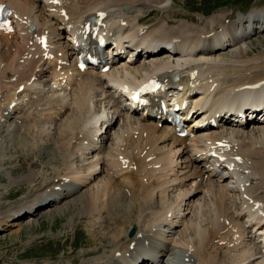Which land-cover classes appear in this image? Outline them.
Masks as SVG:
<instances>
[{"label":"bare ground","instance_id":"6f19581e","mask_svg":"<svg viewBox=\"0 0 264 264\" xmlns=\"http://www.w3.org/2000/svg\"><path fill=\"white\" fill-rule=\"evenodd\" d=\"M0 2L18 14L14 20L20 32L26 22L33 33L47 30L54 54L48 60L36 57L39 48L34 42L28 45V33L12 34L11 39L0 33V88L12 84V95H19V101L36 92L48 96L49 107H42L39 117L33 115L35 109L24 122L29 133L39 119L65 122L57 132L44 128L36 137L40 142L43 137L55 141L51 148L57 157L51 164L61 161L64 168L56 172L58 184L31 200L29 208L36 207L42 215L51 205L76 201L83 193L77 204L80 214L87 211L92 217L91 233L104 232L108 243L110 239L117 242L92 264H264V55L250 58L246 49H229L252 37L257 27L240 36L228 34L227 29L191 35L194 28L192 31L185 23L184 30L180 25L166 29L164 23L177 19L171 6L174 0ZM63 8L68 19L59 14ZM154 8L166 13L163 25L160 21L156 26L142 24L146 12ZM262 18L255 15L249 20ZM79 23H89L90 41L99 34L106 38L109 45L102 58L110 65L108 71L101 72L103 64H98L91 71L79 72L71 61L74 46L82 40L78 45L70 41V27ZM217 33L221 37L214 46ZM162 54L167 57L161 58ZM146 75H162L164 80L153 96L188 102L183 119L193 111L186 125L193 132L190 136H176L171 127L158 128L161 119L155 118L157 112L145 116L124 102L125 87ZM20 85L24 88L17 92ZM13 100L0 110L1 120L7 121L17 107L7 110ZM96 103L103 106L99 113ZM250 104L261 110L254 112ZM212 117L216 126H198ZM116 124L119 129L112 134L109 152L104 153L108 131ZM208 146L217 148L224 160L208 157ZM120 150L135 169L122 168ZM94 154L96 161L84 165L87 169L77 165ZM128 191L138 220L135 233L122 237L123 223L133 216L116 205ZM155 201L157 207L152 206ZM26 210L15 219L18 222L0 221V230L17 225L19 232ZM204 211L210 215L205 224ZM188 213L198 220H186ZM222 247L227 253L224 262L219 261Z\"/></svg>","mask_w":264,"mask_h":264},{"label":"rangeland","instance_id":"374dc122","mask_svg":"<svg viewBox=\"0 0 264 264\" xmlns=\"http://www.w3.org/2000/svg\"><path fill=\"white\" fill-rule=\"evenodd\" d=\"M174 1L175 3L174 2H172L173 4L171 3L172 10L176 13L177 19L179 20L171 25L165 24L166 29L167 27L169 29H176V27H179L180 25L184 30L183 23L186 22L185 24H187L189 28L191 29L192 27L194 28V31L192 29L193 32L190 33L191 35H199V32L200 35L201 34L211 35V34H207V31H209V33H213L219 29H222L227 25L235 24L238 18L249 15L250 14L249 12H251L250 16H255V15H259L260 17L262 15L264 16V0H232L231 2H229L230 0H174ZM254 9H255V13L253 12ZM241 12H245V14L243 15L241 14ZM226 14H230V17L225 18ZM223 16L225 17L223 18ZM164 17H165V13L161 12L160 10H155V12L147 16V18L144 21L146 23H149V25L155 24L160 21L162 22L160 25H163ZM142 24L145 23L143 22ZM258 24H261V22H259ZM212 26L213 27L215 26V29ZM197 31H199L198 34L197 33L195 34L194 32ZM251 36L252 37L247 38L245 41H242L240 45L230 47L229 49L231 50H235L239 48L246 49L248 51L250 58L259 55H264V26L263 27L260 26V28L256 29L255 32H252ZM10 91L11 90L4 91L1 94L4 97V95L6 96L7 94L11 93ZM44 96L45 95L42 96L37 95L36 98H31L26 100L21 110H19L20 112L19 111L16 112L15 117H22L29 110L33 109L36 103H43L44 100L47 99L46 96L45 97ZM100 110L101 107L99 110H96L97 113H99ZM35 119L32 122H34ZM40 121H41L40 119L39 121L37 120V123ZM37 123L35 127H37ZM63 123L61 124L58 123L60 125L59 126L60 128L63 126ZM58 124L47 123L45 125L51 127L52 131L55 132L56 130L60 129V128L57 129ZM42 125H43L42 123H38L39 127ZM117 126H118L117 128H115L114 126L113 131L112 130L108 131L110 134L108 135L109 138L106 139V142L108 141L109 144L106 152L104 150V153H108L110 150V147L112 145V137H113L112 134L114 132H117L119 129L118 124ZM49 127L42 126L40 128H37V130L34 129V131L30 133H29L30 130L28 131L24 129L25 131L24 134L19 135V131L17 130V128L19 129V126L15 125V118L10 119L9 122H5V125H2V123L0 122V221L4 220V223L6 221L11 223L13 222V220L17 219L18 216L22 215L21 212L24 209H27L26 210L28 211L27 213L28 214L30 213L32 215V216L24 217L23 220L19 222L21 224V230H20L21 232L20 231L17 232L18 235H16L17 234L16 231L19 230V226L17 225L9 228L7 227L4 230H0V264H53V263L54 264H87L89 262L92 264V262L95 263L96 259L98 260L99 258L98 256L104 257V254L100 253L99 250L100 247H101V252L108 251L105 247L112 248V243H108V238L105 237V234H103L104 232L103 233L98 232L97 235H93V233L89 232L86 229L85 218H75L74 220L71 219V217H74L78 214L81 215L84 212L83 211L80 214V210H79L80 207L78 206L79 204H77L79 203V199H80L79 197H81V199L83 198L82 197L83 193L76 198L77 199L76 201L73 199L71 200L72 202L68 201L69 206L66 205L68 202L66 203V201H64L62 202L63 204L60 203L57 205H53L50 206L48 209L43 210L41 212L42 213L41 216H38L39 212H36L37 209L36 207L33 209L29 208L30 207L29 202L31 200L37 197L40 198L43 197L48 193V191H50L54 186L58 184L59 176L56 174V172L64 168L62 166L60 169L59 168L53 169L54 171L53 173L55 174V177L57 179L56 181L51 180L50 182H46L44 184V187L42 189L49 187V189L44 193H39L40 190H36L37 184L42 185L41 181L44 179V176L41 177L40 179L41 181L39 182L38 180H35L33 176L35 175L37 179V177H39L41 173H43L48 176L47 179H51L52 176L50 173L52 171L53 165L47 163H52V159L54 158L55 160L57 155L56 157L49 156L48 158L45 159L41 158V162L43 163L47 159L49 160L50 158V160L45 163L44 165L45 167L43 166L37 167L34 169V172L21 176L22 173L27 171L26 164L28 168H30L28 164H30L31 166H35L36 164L32 160V155L27 152H31L33 154V159H37L38 154L40 152L46 155L49 152H51L52 148H54L53 144L51 145V141H49L48 139H44L43 140L44 142L50 143V147L41 148L40 150H38L37 148L31 149L32 145L34 144V141L37 142L39 140L38 138H36L38 137L39 132L41 134L42 129L44 128L48 129ZM249 130L254 131V129L253 130L249 129ZM16 141L17 144L18 143L21 144L22 148H28L31 150L25 149L23 151L21 147L16 145ZM122 151L123 150L119 151L120 155ZM83 161L84 164L82 163ZM90 161L91 162L96 161V154L90 155L88 157L87 162L86 160H81L80 161L81 164L80 165L77 164V165L79 167L81 166L80 168L85 170L87 169V167H84V165L87 166L88 163H90ZM18 165L22 173L20 172V170L17 169ZM55 165L57 166L59 165V163ZM19 177L21 178L20 179L21 184L18 182ZM22 183H30L29 192H33L36 190L35 192L39 194H33V193L29 194V192L27 193L28 191L27 189L24 190L26 194H23L21 189L14 192L15 190L18 189L20 185H22ZM23 186H25V184H23ZM26 186L28 185L26 184ZM5 194H7L6 195L7 197H12L14 195H16V197H14L12 201L7 200L6 198L2 197ZM171 195L173 196V194ZM172 196L169 195V198ZM170 199H173V197ZM158 201H155L154 202L155 205L152 204V206L157 207L159 203ZM10 202L16 204L12 206V208H14L13 213H11L10 207H8ZM72 203H74V205ZM119 206H120L119 208H125L124 206H126L127 210L131 211V216H133L130 217L129 222L124 226V228L127 229L132 226L134 227L136 221L138 220V214L136 210L137 208L131 207L133 206L132 200L130 201L126 199L125 202L120 203ZM152 206L151 208H153ZM86 212L87 211H85L83 217L88 215V213ZM190 214L191 213H188L186 215L185 217L186 220H192L196 222L198 220L197 216L196 215L192 216ZM209 217L210 215H208V212L204 211L202 214V218H203L202 223L207 222ZM15 222H18V220H15ZM130 222L132 225L129 224ZM72 223L73 226H71ZM87 226L89 227V223L87 224ZM100 234H103L104 237H98V235ZM122 235H124V233ZM248 247H251V245L250 246L248 245ZM71 251H73V255L76 256L66 254L67 252H71ZM219 251L221 255L219 261L220 262L226 261L225 257L227 256V253L224 252L225 247H222V249ZM50 256L51 257L58 256V257L48 262L47 257ZM81 258L82 260H79Z\"/></svg>","mask_w":264,"mask_h":264},{"label":"snow or ice","instance_id":"6c2138e0","mask_svg":"<svg viewBox=\"0 0 264 264\" xmlns=\"http://www.w3.org/2000/svg\"><path fill=\"white\" fill-rule=\"evenodd\" d=\"M3 10V7L2 6H0V11H2ZM9 30H11V29H9Z\"/></svg>","mask_w":264,"mask_h":264},{"label":"water","instance_id":"95a60500","mask_svg":"<svg viewBox=\"0 0 264 264\" xmlns=\"http://www.w3.org/2000/svg\"><path fill=\"white\" fill-rule=\"evenodd\" d=\"M133 232V230L130 232V234Z\"/></svg>","mask_w":264,"mask_h":264}]
</instances>
